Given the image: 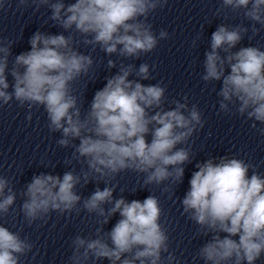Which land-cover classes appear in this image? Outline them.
<instances>
[{
    "label": "clouds",
    "instance_id": "9594fccd",
    "mask_svg": "<svg viewBox=\"0 0 264 264\" xmlns=\"http://www.w3.org/2000/svg\"><path fill=\"white\" fill-rule=\"evenodd\" d=\"M7 3L0 0V10ZM167 4L168 0H16L17 11L46 7L51 13L48 20L63 31H35L28 40L30 50L14 57L16 42L0 37V107L12 102L27 106L29 121L31 109L43 108L49 131L60 133L57 144L73 149L66 163L75 160L87 166L79 174L69 170L62 177L34 174L19 193L9 178L0 175V219L15 213L18 195L22 198L19 211L29 226L46 222L53 212L95 214L101 227L94 238L80 234L72 238L68 264H95L103 259L109 264H181L170 251L167 229L160 222L159 198L151 194L143 201H128L123 195L115 199L117 186L111 181L132 171L143 174L141 188L165 182L181 184L185 165L194 159L189 141L205 124L202 112L196 104L189 106L187 96L183 102L172 100L174 107L166 109V87L141 82L153 78L150 67L154 66L148 63L137 67L121 62L117 66L108 59L107 68L118 71L105 78V86L95 92L86 112L72 88L94 65L92 55L76 47L73 33L93 51L99 46L109 57L139 59L169 38L163 29L157 35L148 22L151 13ZM226 9L242 10L253 35L264 28V0H221L216 14ZM248 32L244 24L218 25L210 50L204 53L201 79L206 84L221 82L219 112L244 117L264 136V50L248 46L233 51ZM195 168L189 189L178 198L183 214L198 226L197 234L207 238L194 260L256 264L264 257V175L256 165L233 154L209 156ZM93 181L97 185L103 182L105 187L97 186L86 198L78 194L77 186ZM162 191L169 193V199L175 195L170 186ZM117 213L120 219L105 231L104 226ZM33 248L20 232L0 224V264H21V257Z\"/></svg>",
    "mask_w": 264,
    "mask_h": 264
}]
</instances>
